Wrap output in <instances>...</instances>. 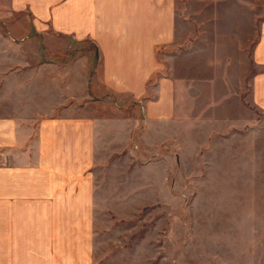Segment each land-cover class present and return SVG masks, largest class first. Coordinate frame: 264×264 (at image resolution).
Here are the masks:
<instances>
[{
  "label": "crops",
  "instance_id": "0c3cea01",
  "mask_svg": "<svg viewBox=\"0 0 264 264\" xmlns=\"http://www.w3.org/2000/svg\"><path fill=\"white\" fill-rule=\"evenodd\" d=\"M178 1L0 0V8L26 11L42 35L54 31L88 43V58L97 64L93 73V63L82 71L81 61H66L64 49L50 47L55 56L17 48L15 36L0 32V264H24L17 256L26 258L25 264H36L37 257L39 264H91L98 170L114 169L116 161L138 164L146 159L138 157L143 150L151 151L150 166L181 120L183 99L175 79L160 75L150 86L163 69L158 50L194 24ZM186 1L191 0L183 5ZM202 2L206 8L213 3L219 21L224 16L245 24V34L253 35L248 39L257 41L252 99L263 116L264 0ZM118 96L132 98L130 113ZM255 119L243 124L244 132L231 128L222 137L234 140L224 144L233 154L242 142L248 151L256 145L257 132L246 129Z\"/></svg>",
  "mask_w": 264,
  "mask_h": 264
},
{
  "label": "rangeland",
  "instance_id": "374dc122",
  "mask_svg": "<svg viewBox=\"0 0 264 264\" xmlns=\"http://www.w3.org/2000/svg\"><path fill=\"white\" fill-rule=\"evenodd\" d=\"M183 1L180 11L194 24L158 50L163 69L150 81L153 87L160 75L175 79L183 99L181 120L150 166L151 151L143 150L138 157L146 159L138 164L116 161L114 169L98 170L91 264H264V115L252 99L257 41L248 39L253 35L245 34V24L234 25L224 16L219 21L212 2L206 8L200 7L203 0ZM188 5L193 10L185 11ZM0 32L15 36L17 48L55 56L56 49H64L66 61H81L82 71L92 63L91 73L97 68L88 58V43L54 31L42 35L26 11L1 7ZM118 97L130 113L132 98ZM253 115L256 122L246 129L257 132L256 145L248 151L241 135V151L233 154L224 144L234 140L222 137L231 128L239 131ZM188 117L198 121L186 123Z\"/></svg>",
  "mask_w": 264,
  "mask_h": 264
}]
</instances>
